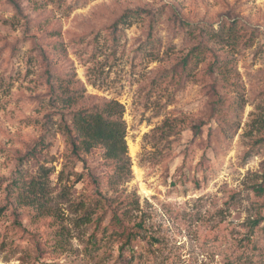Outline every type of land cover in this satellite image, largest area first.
<instances>
[{
    "label": "rangeland",
    "instance_id": "374dc122",
    "mask_svg": "<svg viewBox=\"0 0 264 264\" xmlns=\"http://www.w3.org/2000/svg\"><path fill=\"white\" fill-rule=\"evenodd\" d=\"M106 100L125 180L62 129ZM258 187L264 0H0V264H264Z\"/></svg>",
    "mask_w": 264,
    "mask_h": 264
},
{
    "label": "trees",
    "instance_id": "16d2710c",
    "mask_svg": "<svg viewBox=\"0 0 264 264\" xmlns=\"http://www.w3.org/2000/svg\"><path fill=\"white\" fill-rule=\"evenodd\" d=\"M47 71L48 82L51 86H55L53 72L49 68ZM124 113L125 108L120 101L106 100L74 111L69 122L62 126L74 156L82 159L83 154L101 148L105 159L113 162L116 175L123 180L130 177L131 171ZM263 190V187H258V191ZM115 224L122 227L119 218L116 219ZM120 234L126 235L129 239L133 236V231L124 228ZM94 245H97V241H94Z\"/></svg>",
    "mask_w": 264,
    "mask_h": 264
}]
</instances>
